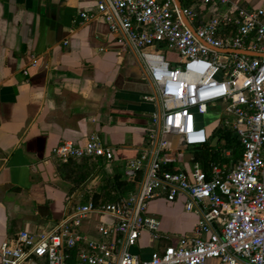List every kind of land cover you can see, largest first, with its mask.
Wrapping results in <instances>:
<instances>
[{
	"label": "built area",
	"instance_id": "1",
	"mask_svg": "<svg viewBox=\"0 0 264 264\" xmlns=\"http://www.w3.org/2000/svg\"><path fill=\"white\" fill-rule=\"evenodd\" d=\"M185 2L182 15L194 34L173 0H101L95 12L79 15L84 22L104 21L123 49L136 54L151 89L143 99L156 109L144 147L121 174L137 187L111 203L69 201L49 230L2 242L0 264H264V11L236 0ZM217 129L237 137L242 154L236 163L214 164L207 172L198 163L185 172L165 170L171 162L167 137L185 149L199 148L217 138ZM114 153L96 134L51 150L59 162H111ZM181 196L186 211L200 217L195 236L149 259L133 254L143 232L160 237L149 203L163 198L171 204ZM93 214L108 220L97 226V241L80 232Z\"/></svg>",
	"mask_w": 264,
	"mask_h": 264
},
{
	"label": "crops",
	"instance_id": "2",
	"mask_svg": "<svg viewBox=\"0 0 264 264\" xmlns=\"http://www.w3.org/2000/svg\"><path fill=\"white\" fill-rule=\"evenodd\" d=\"M100 1L0 0V244L49 230L69 201L84 202L104 179L124 181L125 164L144 147L156 105L143 99L151 89L142 64L101 18L84 22L79 16L95 12ZM236 1L264 11V0ZM90 134L114 149L113 161L51 156L61 142L81 144ZM166 140L174 169L189 171L190 149L178 138ZM188 151L186 162L181 153ZM185 201L152 200L147 214L160 222V237L143 232L130 251L149 259L195 236L200 217L186 211ZM104 221L93 214L80 232L97 241Z\"/></svg>",
	"mask_w": 264,
	"mask_h": 264
},
{
	"label": "trees",
	"instance_id": "3",
	"mask_svg": "<svg viewBox=\"0 0 264 264\" xmlns=\"http://www.w3.org/2000/svg\"><path fill=\"white\" fill-rule=\"evenodd\" d=\"M185 5V0H180ZM213 137H217L219 142L215 147L209 145L199 148H192V162L198 163L204 171H209L211 165L236 163L242 154V149L237 137L229 130L217 129ZM223 141V144H221ZM230 151V157H224L222 152ZM165 170L177 172L171 162L165 167ZM134 188L133 184L121 181L118 176L114 178L104 179L98 191L91 192L84 202H93L94 204L111 203L126 197Z\"/></svg>",
	"mask_w": 264,
	"mask_h": 264
},
{
	"label": "water",
	"instance_id": "4",
	"mask_svg": "<svg viewBox=\"0 0 264 264\" xmlns=\"http://www.w3.org/2000/svg\"><path fill=\"white\" fill-rule=\"evenodd\" d=\"M176 7L178 8L180 14H181V17H182V20L184 22V24L189 28V30L194 34V30L192 29V27L188 24V21L187 19L182 15V11H181V2L180 0H173ZM238 54H242V55H247V56H251V57H263V55L261 54H257V53H252V52H248V51H239L237 52ZM217 142H218V138H214L211 143H210V146L212 147H215L217 145Z\"/></svg>",
	"mask_w": 264,
	"mask_h": 264
},
{
	"label": "rangeland",
	"instance_id": "5",
	"mask_svg": "<svg viewBox=\"0 0 264 264\" xmlns=\"http://www.w3.org/2000/svg\"><path fill=\"white\" fill-rule=\"evenodd\" d=\"M215 119V116L212 114V115H209V116H206L205 117V123H210V122H212L213 120ZM182 154V158H183V160L184 161H186V162H188L189 161V159H190V156H191V154H190V152L188 151V152H183V153H181Z\"/></svg>",
	"mask_w": 264,
	"mask_h": 264
}]
</instances>
